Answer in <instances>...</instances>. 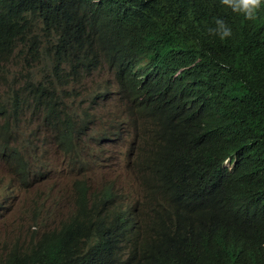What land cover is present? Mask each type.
Wrapping results in <instances>:
<instances>
[{
  "label": "trees",
  "instance_id": "obj_1",
  "mask_svg": "<svg viewBox=\"0 0 264 264\" xmlns=\"http://www.w3.org/2000/svg\"><path fill=\"white\" fill-rule=\"evenodd\" d=\"M216 17L232 23L217 0H0V84L4 63L27 82L7 98L1 158H19L11 169L26 178L11 126L31 149L32 123L66 111L74 86L105 64L154 199L130 238L82 211L31 231L42 234L0 264H264V26L236 23L241 33L219 43L206 32Z\"/></svg>",
  "mask_w": 264,
  "mask_h": 264
},
{
  "label": "clouds",
  "instance_id": "obj_2",
  "mask_svg": "<svg viewBox=\"0 0 264 264\" xmlns=\"http://www.w3.org/2000/svg\"><path fill=\"white\" fill-rule=\"evenodd\" d=\"M217 4L230 14L232 20L229 25L222 17H216L212 26L206 29L208 36L219 43L231 41L233 34L241 33L240 29L235 26L236 23L241 22L250 27L264 26V0H217ZM260 33L264 34V32ZM107 69L111 75L105 83V88L92 95L88 102L91 111L90 113L84 112V115L87 114L84 121L88 122L90 127L84 124L82 128H77L68 111H53L43 118L41 125L37 126L40 133L36 131L31 136L32 147L30 149L26 142L27 133L18 123L12 125L15 131V134L12 133V143L22 151L26 158L23 163L26 166L27 176L24 178L17 170L11 169V158L22 162L19 158L9 156L2 163L0 167L1 216H5L11 209L12 203H18L26 195L32 207L31 214L36 212L44 215L57 213L60 220L58 224L67 222L69 218L84 220L82 211H88L95 214L98 223H115L120 236L129 237L128 233L132 236L137 235L143 207L154 199L138 174L135 153L131 146L132 139L127 125L119 123L118 116L115 115L113 119H108L111 125L109 131L101 128L96 133L93 132L95 124L103 118L99 112L105 110V104H113L118 108L120 104L128 103L117 87L111 84L113 72ZM88 76L85 74L84 80L74 86L73 95L77 97L81 95L77 93L80 92L79 88L85 84ZM98 93H106V95L102 99L95 100L93 96ZM92 100L94 103L90 105ZM5 115V109L0 106V120L2 121L0 147L4 144ZM71 121L72 124H70ZM84 129H87L92 137L83 136ZM19 132L26 135L21 145L17 144L16 139ZM76 142L79 144V150L75 149ZM112 144L121 146L120 154ZM40 147H44V153L37 159V150ZM224 164L227 165V161ZM45 175L71 177L73 180L68 185H64V188L72 190L76 197L58 195L44 210L41 195L31 180L37 177L42 180ZM149 220L148 214L143 217L142 231L147 229ZM33 230L44 231L40 227L31 231ZM14 249L23 250L24 248L15 246V244L9 245L6 254L16 256L12 252ZM5 255L0 258L1 263L5 260Z\"/></svg>",
  "mask_w": 264,
  "mask_h": 264
},
{
  "label": "rangeland",
  "instance_id": "obj_3",
  "mask_svg": "<svg viewBox=\"0 0 264 264\" xmlns=\"http://www.w3.org/2000/svg\"><path fill=\"white\" fill-rule=\"evenodd\" d=\"M43 47L40 46L39 50L42 53ZM18 49L13 52V57ZM44 57V55H42ZM45 62L49 64V59L45 57ZM106 65L100 66L96 71L91 72L89 76L85 79V84L81 85L79 91L80 96L71 95L66 100L63 101L64 109L68 111L70 118L77 128H82L84 124H87L90 127V124L84 121L85 115L84 112L87 111L90 113L91 108L88 106V102L92 98V95L98 91H102L105 88V83L110 78V72L107 69ZM20 71V65H16L14 68L9 64H3L1 77L5 79L6 82L0 84V106L5 109V106L10 102L7 98L12 92L23 91L26 86V81L24 78H21L17 75V71ZM32 78L34 83H38L41 80V76L38 73V70L34 68L32 70ZM105 110L100 111L99 114L103 117L100 121L95 124L94 133L99 129L103 128L106 124H109L108 119H113L115 115L118 117V122L121 124H126L130 126L133 123L134 118L130 117L127 113L128 107L122 103L117 107L113 104H105ZM109 115H111L109 117ZM29 117V114L26 115ZM138 123V122H137ZM2 121L0 120V125ZM19 124V123H18ZM20 125V124H19ZM39 125L35 121L31 125V129L35 130ZM142 126V124H141ZM12 133L15 134L13 126H11ZM40 133V130L37 131ZM17 144L21 145L23 140L26 139V135L23 132H19L16 135ZM113 145V144H112ZM116 151L120 154L121 146L119 144L113 145ZM97 151V149H95ZM44 147H40L37 150L38 158L43 155ZM5 158H0V167L5 161ZM38 161V160H37ZM1 173V170H0ZM40 177H37L33 181V185L37 188L41 195L42 203L44 210L48 208L53 199L61 194L68 195L70 198H75L76 195L70 189H65L64 185H68L73 179L68 175L55 176V175H45L44 179L39 180ZM32 210L29 197L23 196L18 203H12L11 209L5 214V216L0 215V258L3 257L8 249L9 245L15 244L18 242L20 244H27L30 242H36L40 236L41 232H38L31 236V230L37 227H40L41 230H48L54 227H59L61 223L57 213L51 215H44L36 212L31 214ZM35 225V226H34ZM30 227V228H29ZM21 230L20 232H16ZM14 236H19L14 238Z\"/></svg>",
  "mask_w": 264,
  "mask_h": 264
}]
</instances>
